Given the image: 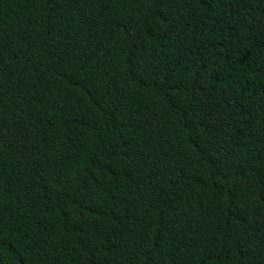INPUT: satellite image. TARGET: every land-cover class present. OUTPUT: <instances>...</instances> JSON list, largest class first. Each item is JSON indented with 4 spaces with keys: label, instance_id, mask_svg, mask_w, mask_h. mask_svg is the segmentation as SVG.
Masks as SVG:
<instances>
[{
    "label": "trees",
    "instance_id": "trees-1",
    "mask_svg": "<svg viewBox=\"0 0 264 264\" xmlns=\"http://www.w3.org/2000/svg\"><path fill=\"white\" fill-rule=\"evenodd\" d=\"M0 264H264V0H0Z\"/></svg>",
    "mask_w": 264,
    "mask_h": 264
}]
</instances>
